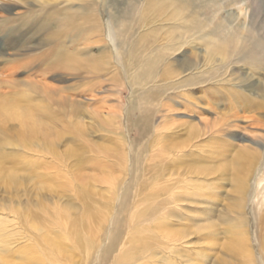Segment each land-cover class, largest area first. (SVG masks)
<instances>
[{"label": "bare ground", "instance_id": "bare-ground-1", "mask_svg": "<svg viewBox=\"0 0 264 264\" xmlns=\"http://www.w3.org/2000/svg\"><path fill=\"white\" fill-rule=\"evenodd\" d=\"M78 1L82 2L77 5L82 9L81 20L75 23L69 18L66 23L63 17L59 29H62V33L71 30L74 33L81 32L78 29L82 28L85 35L95 36L89 47L97 44L98 54L91 53L83 61L81 58L75 60L73 54V58L70 55L64 57L66 62L55 57L53 63L45 62L42 70L37 61L40 54L30 56V61L26 63L18 62L0 70V75L7 72L6 81L10 84L2 97L0 94V152L9 150L21 153L17 157L6 156L0 162V178L16 183L17 172L31 169L40 187L51 193L47 187L53 186L45 183L57 185L59 173L65 171L63 167L70 158H75L80 166L78 171L73 164L67 168H73L74 173L80 174L83 170L81 166L86 161L87 164H93L92 169L96 172L101 171V179L110 184L105 177H111L104 174L109 172L107 168L112 164L110 159H114V164L122 166L125 183L122 181L120 187L111 189L116 205L106 207V215L97 213L88 192H78L77 188L73 196H77L75 199L81 204L82 214L66 212L65 208L60 209L58 205L52 208L54 213L50 214L52 217L47 222L40 214H31L29 227L37 235L32 245L20 249L17 264H83L84 261L81 263L75 258L85 248L88 253H85L87 264H136L143 260L142 264H158L157 258L164 259L162 254L166 256L172 252L174 245L186 249L193 244L191 237L196 236L198 241L209 239L206 233L198 238L199 232L195 233L194 229L184 224L193 221L191 214L196 218L195 213L199 210L197 201L201 203L200 199H206L205 205L207 199L221 200L216 192L223 181H229L231 192L239 202H245L247 208L253 206L251 212L261 217L259 221L262 224L264 136L237 147L223 139L234 133L232 127L226 126V121L221 122V118L212 123L205 119H199L198 123L191 120L175 121L170 116L182 114L176 110L173 113L169 102L177 101L187 112H193L196 108L203 110L198 107L202 95L211 97L209 85L218 89L230 83L225 75L232 66L247 63L249 58L258 56L252 71H264V42L258 38L259 31H264V21L257 29L256 23L247 18V12L245 18L241 17L245 11L238 6L241 0L227 1V14L224 16L222 9L216 6L215 10L210 11L202 2L193 5L195 0H183L187 4L184 10L180 8L183 6L180 4L182 1L164 0L172 6L165 15H160L164 9L160 7L159 0H127L126 3L98 0L94 8V0ZM231 7H236L239 12ZM159 21H166L167 25H160ZM162 26H168L164 33L161 31ZM58 33L50 31L46 40H54ZM19 44L18 39H13L3 43L2 47L7 51L24 45ZM258 51L262 52L261 56L257 54ZM180 53V59H172ZM111 61L119 71L112 76V80L124 79L130 95L122 127L119 124L115 126V131L112 130L114 132L107 130V137L102 139L104 144H97L86 139L89 134L88 127L80 117L82 107L67 98H62L60 103L54 101L53 96L61 94L63 87L46 82L45 75L47 71L68 68L86 72L90 68L95 74L104 65L109 66ZM74 63L79 65L75 66ZM27 69L28 76L15 79L17 72L21 74ZM32 75H35L32 78L34 82L30 78ZM262 78L257 86L254 83L245 86V91L253 94L254 88L260 90L264 102V74ZM150 83L152 88L146 89ZM231 88L238 87L232 83ZM134 92L138 94V113L132 108ZM195 93L201 96L195 97ZM241 93L227 92L233 106L244 110L254 107L255 112L264 110V103L249 100L246 94L243 96ZM221 95V92H217L215 96ZM218 106L215 104V107ZM162 112L165 116L163 114L161 121L156 124L155 118ZM167 115H170L169 123L166 121ZM256 125L257 130H263L259 128L258 121ZM110 133L120 134L119 141L108 136ZM133 134L135 138H131ZM116 141L121 144L117 145ZM107 143L112 147L107 146ZM119 146L121 149L118 151L116 147ZM61 148L62 152L59 151ZM87 153L91 155L88 162ZM26 155L37 160L26 161ZM101 157L106 159V165L98 161ZM3 163L10 164V168ZM82 181L84 177L81 176V188ZM97 183L102 181L98 180ZM112 183L118 184L114 179ZM53 189L58 191L55 195L58 200L62 198V192L69 191L64 184ZM38 207L45 209L43 203ZM176 207L180 211H176ZM242 207L239 205L238 209ZM110 210H114V213H110ZM130 217L136 219L132 221ZM3 226L0 221V264L7 263L6 254L9 250L8 236L3 234L6 232ZM46 232L54 233L55 236L49 238ZM236 232L228 231L229 238L235 242L234 245L228 243V248L234 254H244L246 263L264 264L263 257L255 261V255L246 248V235L240 234L235 239ZM240 232L245 233V230ZM126 234V240L123 241ZM260 236L256 240L257 246L264 251V232ZM124 245H128L127 248ZM181 252H175V257ZM169 260L161 261L172 264Z\"/></svg>", "mask_w": 264, "mask_h": 264}, {"label": "rangeland", "instance_id": "rangeland-1", "mask_svg": "<svg viewBox=\"0 0 264 264\" xmlns=\"http://www.w3.org/2000/svg\"><path fill=\"white\" fill-rule=\"evenodd\" d=\"M126 1L127 0H117L118 3H126ZM180 1H182V3L180 2V4H183V6H180V8L186 9L187 4L183 3V0ZM227 1L229 0H195L193 2V5L194 3L196 5V2H202L203 4L208 6L210 11L215 10V8L222 9V15L224 16L225 14H227ZM97 2L98 0L93 1V8L96 7ZM159 2L160 7L164 9H160V15H165L168 13L167 11L172 9L170 3H167L166 1L164 2V0H159ZM80 4H82V2L78 0H0V70L3 71L4 68L10 67L14 64H18V62L26 63L30 61V56H37L40 54V57H38L39 60L37 61H39V63L41 62L40 64L38 63V66L41 67V70L45 68V62L53 63L55 57L58 60L60 59L61 62H66L67 60H64V57L66 55H70L71 57L74 55L75 60L81 58L83 61L87 58V55L91 53H93L94 55L98 54L100 51H98L99 48L97 44L89 47V45H91V42L96 39L95 36H89L87 34L85 35L82 28L78 29L81 32L74 33H71L73 32V30H71L70 32L62 33V29H59V24L63 20V17H65L66 23L69 18H72L75 23L81 20L80 16L82 9L80 7H77V5ZM238 6L243 7V9L245 10L242 12L241 17L245 18L246 15H249L247 18L252 19L256 23V28L258 29L261 23L264 21V0H241ZM231 8L236 9V7ZM245 12H247L248 14L246 13L245 15ZM165 22L166 21H159V24L167 25ZM160 25H158V27ZM162 27L163 28L161 31L162 33H164L167 30L168 26ZM50 31H55L56 33L59 31L58 36H56L54 40H46L47 35L50 33ZM263 33L264 31H259L258 33L260 34V36L258 37L260 42H264V37L261 38L264 35ZM13 39H18L20 41L19 45H24H21V47L19 48L8 49L7 51L3 50V43L10 42ZM187 51L188 53H190V49H188ZM258 52L259 53L257 54L261 56L262 52ZM181 56V53L176 54V56L174 55L172 59L177 60L180 59ZM257 58L258 56L251 57L249 58L247 63H240L237 66H232L228 73L225 75L226 79H230V83L222 86L223 88H212V85H209L212 91L211 97L202 95V101H200L198 105V107H201L203 110L196 108L193 110V112H187L179 104H177V101L169 102V106L171 107V109H173V113H175L176 110L177 113L182 114L171 116L169 115L171 119L175 121L191 120L194 123H198L199 119H205L212 123L214 120H217V118H221L220 121H226V126L232 127V130L234 132L233 135H226L223 137V139L237 147L249 144V140H256L257 137H263L264 110H258L255 112L254 107L247 110H244L236 105L235 107L232 105L231 97L227 95V92L238 93L239 95L242 92L241 94L243 96L246 94L245 96L248 97L249 100H254V102L257 103H264L262 102V98L260 97V90L254 88L253 94L245 91L247 90L245 86L252 83L257 86L258 84H260L259 82L263 80L262 77L264 71H252V65ZM74 65L77 66L79 64L74 63ZM117 71L118 69L115 63H112L111 61L109 66L104 65L103 68L95 74L91 72L90 68L88 72H86L85 70H77L74 68L70 70V68H68L64 70L47 71L48 74L45 75L46 82L58 87H63V91L61 94L58 93L53 96L54 101L60 103L62 101V98H67L68 101L77 102L82 107V114L80 117L84 121L86 127H88L87 131L89 134L86 139L97 144H104L102 142V139L104 137H107V130L114 132L115 126H118L119 124L122 127V121L124 120L123 114L125 113V110L128 106V97L130 95V91L127 90V82L124 79H119L116 81L112 80V76L119 72ZM28 72V69L24 70L21 74L17 72L15 79L25 78L26 76H28ZM6 74L7 72L0 75L1 97L5 94V90L8 89V86L10 85L9 83H7L8 81H6ZM34 77L35 75H32L30 77L33 82L35 81V79H32ZM38 79L40 78H37L36 80ZM232 83H234L238 88L232 89ZM147 86L149 87H147L146 89L150 90L152 88L151 83L147 84ZM217 92H221L222 95L219 97L215 96ZM137 95L138 94L134 92L132 103V108H135L136 112L137 109L139 110V101ZM194 96H201V94L195 93ZM215 104L219 106L215 107ZM66 109H68V107H66ZM163 114L164 112H162L161 114H157V117L155 118L156 124L161 121V116ZM169 116L167 115V123L170 122ZM188 116H192V118ZM120 117L121 119L119 121ZM257 121L259 128L263 129L262 131L257 130ZM111 125L113 127H110ZM108 136L117 141H119L120 139V134L114 135L110 133ZM132 137L135 138V135H131V138ZM117 141L116 144L120 145L121 143ZM107 146L112 147L111 145H108V143ZM116 149L119 151L121 149V146H119V148L116 147ZM62 150L63 148H61L59 151L62 152ZM89 154L90 153L86 154L87 162L90 161L89 158L91 155ZM98 154H101V152L98 151ZM19 155H21V153H12V151L9 150L2 151L0 152V162H3V159L6 156L12 158ZM154 155L155 152L153 151V157ZM102 157L98 161L103 165H106V159ZM25 160L32 162L36 161L37 158H29V156L27 157L26 155ZM110 160L112 164L107 168L109 172L107 174H104L105 176L111 177H105L110 182V184H108L106 183L107 181L101 179L103 173L101 171L96 172L94 169H92L93 164H87L86 161V164L84 163V165L81 166L83 167L82 172L80 174L74 173L73 168L69 169L67 167L73 164L76 166L78 171V168L80 166L77 165L75 158H70V160L67 161V165L65 166V168L63 167V170L65 169V171H61L59 173L60 179L57 180L59 181L57 185L64 184L66 185V187H68L69 191H66L65 193L62 192V198L59 200L55 196L58 191L53 189L57 185L53 182H46L45 184L53 186V188L47 187V189L51 190V193H48L45 188H41L40 185L36 182L37 180L34 179V173L31 169H22L17 172L18 179L16 183L5 181L3 177L0 178V221L2 225H4L3 227H5L6 231L3 234H6L8 236L9 242V245L7 246L9 250L6 254L7 263L5 264H17V262H19L17 260H20L18 256L20 249L24 248L25 245H32V243L34 242V237L35 235H37V233L29 227V223L32 222V220L30 219L31 214H40L39 216L47 222L49 221L48 219L52 217L50 216V214L52 215L54 213V210H52V208H54V206L56 205L61 206V208L58 207L60 209L65 208L66 212H77L79 214H82L81 212L83 210L81 204L75 199L77 198V196H73L75 193V188L78 189V192L81 190L88 192L87 195L91 197L92 204L94 208H96V212H102V214L100 213L101 215H106V207L108 208L110 206L116 205V203L112 199L113 193H110L112 191L111 189L115 190L114 187H120V183L123 180L125 181V179H122L124 178L121 173L122 166L114 164V159ZM153 162L155 163V161H152V163ZM3 164H5V167L10 168V164ZM122 164H124V161L121 162V165ZM80 175L84 177V181H82V188L80 184ZM92 176H94V178H91ZM112 179L115 180V183L117 181L118 186L112 183ZM98 180H101L102 183H97ZM216 194L221 198L220 201L207 199L206 205L204 204L206 199H200V201L202 200L201 203L197 201L199 210L197 213H195L197 214L195 215L196 218L194 217V214H191L190 216L193 221L191 220L190 224H184L185 226L190 227V229H194L195 233L199 232L200 235L197 236L198 238L205 236L204 233H206L209 239H207V241H198L197 239H195L196 236L191 237L190 240H192L193 242L192 245H184L188 247L186 249H183V247H180L178 245H174L172 252H169V254H167L166 256L162 254L164 259L161 260L170 259L169 261L172 264H250L244 262L246 261V259L243 258L244 254H234L228 248V243L231 244L232 242L233 245L235 244L233 239L231 240V238H229V230L238 231L236 232L235 239H238L240 237V234H245V238L247 239V241H245L248 245L246 248L250 249L253 255H255V261L259 257H263L264 260V251L263 249H261L262 251L259 249L256 241L258 237H261L260 234L264 232V222H262V224L260 223L261 217L257 215L254 216V214L251 212L253 206H249L247 208L244 206L245 202L238 201L236 196L231 192V185L229 181L220 182ZM193 201L195 200H192V202ZM41 203L45 205V209H39L38 206ZM140 204L142 205L143 203ZM239 205H242L243 207L241 209H238ZM176 209V211H180L179 208L176 207ZM16 211H18V213ZM15 212L16 214H14ZM110 213H114V210H110ZM239 213H241V215ZM172 216H175L174 211ZM130 219L133 221L136 219V217H134L133 219L132 217H130ZM15 221H17V223ZM24 221L28 225H26ZM19 222H21V224ZM22 227H24V229ZM29 228L30 230H28ZM206 229H208V231H206ZM241 230H245V233L240 232ZM52 234L46 232V235H48L49 238L55 236L54 233ZM126 237L127 234L123 236V241L126 240ZM67 244L70 245L69 242H67ZM124 246L127 248L128 245ZM159 247H162V245H160ZM180 251H182L180 255H178V257H175V252ZM12 252H16L15 254L17 255V257ZM85 253H87L86 248L84 250L82 249V252L80 253L81 255H77L78 258L79 255L81 258L75 259H77V261H81V263L84 261L83 264H87L86 258L88 253ZM251 257L254 258V256ZM8 259L10 261H8ZM157 259L159 262L158 264H168V262L166 261H161L160 258ZM187 259L189 261H187ZM143 261H138L136 264H142Z\"/></svg>", "mask_w": 264, "mask_h": 264}]
</instances>
